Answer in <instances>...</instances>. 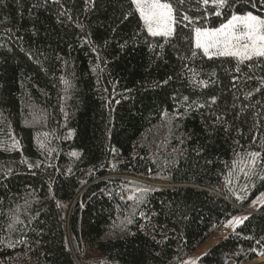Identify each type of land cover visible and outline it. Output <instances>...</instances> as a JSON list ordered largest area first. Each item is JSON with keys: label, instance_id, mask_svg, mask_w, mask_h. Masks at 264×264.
Masks as SVG:
<instances>
[{"label": "trees", "instance_id": "1", "mask_svg": "<svg viewBox=\"0 0 264 264\" xmlns=\"http://www.w3.org/2000/svg\"><path fill=\"white\" fill-rule=\"evenodd\" d=\"M160 1L171 37L132 0H0V264H185L263 198L264 55L193 34L264 0ZM259 258L264 203L199 264Z\"/></svg>", "mask_w": 264, "mask_h": 264}, {"label": "rangeland", "instance_id": "2", "mask_svg": "<svg viewBox=\"0 0 264 264\" xmlns=\"http://www.w3.org/2000/svg\"><path fill=\"white\" fill-rule=\"evenodd\" d=\"M132 2L150 36L171 37L174 34L175 23L169 4L160 0H132ZM193 42L195 49L201 51L207 58L226 57L248 61L264 55V21L250 13L234 15L217 29L195 30ZM132 192V190H127L124 194L129 197ZM263 203L264 196L250 210H242L231 226L216 232L206 245L185 264H199L200 258L212 246L232 233L248 214L256 211ZM260 263H264V258H259L250 264Z\"/></svg>", "mask_w": 264, "mask_h": 264}, {"label": "water", "instance_id": "3", "mask_svg": "<svg viewBox=\"0 0 264 264\" xmlns=\"http://www.w3.org/2000/svg\"><path fill=\"white\" fill-rule=\"evenodd\" d=\"M260 264H262V263H260Z\"/></svg>", "mask_w": 264, "mask_h": 264}]
</instances>
